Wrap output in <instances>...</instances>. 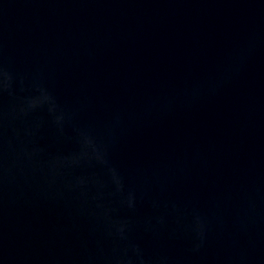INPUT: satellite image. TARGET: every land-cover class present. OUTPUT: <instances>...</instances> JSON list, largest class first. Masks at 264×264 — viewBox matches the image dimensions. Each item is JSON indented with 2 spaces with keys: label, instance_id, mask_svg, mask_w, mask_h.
I'll return each instance as SVG.
<instances>
[{
  "label": "water",
  "instance_id": "water-1",
  "mask_svg": "<svg viewBox=\"0 0 264 264\" xmlns=\"http://www.w3.org/2000/svg\"><path fill=\"white\" fill-rule=\"evenodd\" d=\"M0 264H264V0H0Z\"/></svg>",
  "mask_w": 264,
  "mask_h": 264
}]
</instances>
